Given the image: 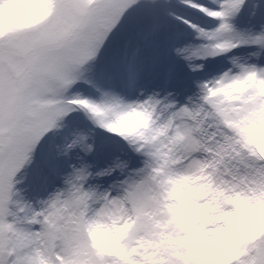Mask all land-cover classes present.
I'll return each mask as SVG.
<instances>
[{"label":"snow or ice","instance_id":"6c2138e0","mask_svg":"<svg viewBox=\"0 0 264 264\" xmlns=\"http://www.w3.org/2000/svg\"><path fill=\"white\" fill-rule=\"evenodd\" d=\"M0 264H264V0H0Z\"/></svg>","mask_w":264,"mask_h":264}]
</instances>
